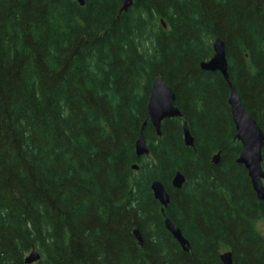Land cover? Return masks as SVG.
Returning a JSON list of instances; mask_svg holds the SVG:
<instances>
[{
    "label": "trees",
    "instance_id": "16d2710c",
    "mask_svg": "<svg viewBox=\"0 0 264 264\" xmlns=\"http://www.w3.org/2000/svg\"><path fill=\"white\" fill-rule=\"evenodd\" d=\"M82 2L0 0V264L31 252L34 264H221L225 252L264 264V205L236 163L228 84L200 69L220 39L228 82L264 137V0H133L122 15L120 0ZM156 77L182 115L160 138L147 114ZM143 124L149 155L138 159ZM154 181L170 198L163 214Z\"/></svg>",
    "mask_w": 264,
    "mask_h": 264
},
{
    "label": "water",
    "instance_id": "95a60500",
    "mask_svg": "<svg viewBox=\"0 0 264 264\" xmlns=\"http://www.w3.org/2000/svg\"><path fill=\"white\" fill-rule=\"evenodd\" d=\"M82 6V0H77ZM133 0H120V9L118 15L127 13L131 8ZM165 28V25L162 23ZM213 55L208 61L200 64V69L203 72L219 73L228 84V100L230 117L234 127V139L240 144V153L236 163L242 166L250 180L252 190L256 199L264 205V172L261 167L262 148L264 145V137L253 120L251 115L245 111L240 103L239 97L236 95L233 86L228 82L227 62L225 58V47L220 39H214L212 42ZM147 114L150 125L153 127L156 136L161 137V124L166 120L182 119V115L175 106V94L160 77H156L150 88ZM145 124L142 125L139 137L134 145L135 156L140 159L149 155L148 145L143 135ZM182 135L185 147L193 148V138L190 135L186 121L182 122ZM220 161V152L216 153L211 162L217 166ZM134 171L138 170L137 166H133ZM185 183L183 175L176 172L171 180V186L175 190L182 188ZM150 191L155 201L161 206V213L167 208L170 198L165 191L163 185L154 181L150 185ZM165 217V216H164ZM164 228L170 236L176 241L184 253L190 250L188 242L183 238L180 230L168 219L164 218ZM133 237L137 241L140 248L143 247V240L138 229H134ZM39 260L36 252H31L25 259V264H34ZM221 264H232L231 254L224 253L220 256Z\"/></svg>",
    "mask_w": 264,
    "mask_h": 264
},
{
    "label": "rangeland",
    "instance_id": "374dc122",
    "mask_svg": "<svg viewBox=\"0 0 264 264\" xmlns=\"http://www.w3.org/2000/svg\"><path fill=\"white\" fill-rule=\"evenodd\" d=\"M257 229L259 230V232H261L262 235H264V222H259L257 224Z\"/></svg>",
    "mask_w": 264,
    "mask_h": 264
}]
</instances>
